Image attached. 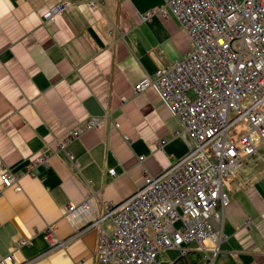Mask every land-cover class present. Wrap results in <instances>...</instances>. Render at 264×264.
<instances>
[{"label":"crops","instance_id":"obj_1","mask_svg":"<svg viewBox=\"0 0 264 264\" xmlns=\"http://www.w3.org/2000/svg\"><path fill=\"white\" fill-rule=\"evenodd\" d=\"M60 1L0 0V172L8 168L20 186L0 181V257L12 254L13 264H95L99 229L76 232L64 207L93 194L120 203L146 173H160L193 145L154 89L134 91L189 50L172 15L140 20L162 0H99L93 9L77 0L47 20ZM94 117L97 129L58 149ZM254 147L253 155L238 153L241 169L224 179L225 238L213 264H264V147ZM40 153L50 154L47 164L31 166ZM50 225L65 245L50 249ZM102 226L111 230L109 220ZM191 260L163 249L155 264Z\"/></svg>","mask_w":264,"mask_h":264},{"label":"built area","instance_id":"obj_2","mask_svg":"<svg viewBox=\"0 0 264 264\" xmlns=\"http://www.w3.org/2000/svg\"><path fill=\"white\" fill-rule=\"evenodd\" d=\"M75 1L61 0L47 20L54 21ZM84 1L91 9L101 6L99 0ZM155 14L178 21L189 50L171 66L142 77L134 91L154 89L193 145L160 173H146L142 186L120 203L93 194L64 207V218L76 232L99 229L95 264H155L163 249L177 250L181 257L198 252L197 264H213L225 238L224 179L241 169L240 151L253 155L255 143L264 147V0H162L140 20ZM100 124L94 117L71 129L57 141L58 149ZM238 124L244 131L236 137ZM49 159V153H40L30 165ZM109 172L115 174L113 168ZM0 181L4 188L20 189L18 175L6 167ZM106 220L109 232L102 226ZM54 231L50 225L43 232L50 249L67 242ZM13 262L12 254L0 257V264Z\"/></svg>","mask_w":264,"mask_h":264},{"label":"trees","instance_id":"obj_3","mask_svg":"<svg viewBox=\"0 0 264 264\" xmlns=\"http://www.w3.org/2000/svg\"><path fill=\"white\" fill-rule=\"evenodd\" d=\"M189 255V259H192L191 261H193L195 264L198 263L199 260V253L198 252H194V251H189L185 256ZM191 255V256H190Z\"/></svg>","mask_w":264,"mask_h":264},{"label":"rangeland","instance_id":"obj_4","mask_svg":"<svg viewBox=\"0 0 264 264\" xmlns=\"http://www.w3.org/2000/svg\"><path fill=\"white\" fill-rule=\"evenodd\" d=\"M239 129H241V131L238 132V133L236 134V137L239 136V135L244 131V126H243V124H238V125L236 126V130L239 131Z\"/></svg>","mask_w":264,"mask_h":264}]
</instances>
